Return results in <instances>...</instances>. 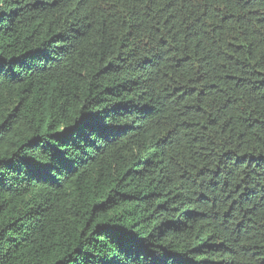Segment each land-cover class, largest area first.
<instances>
[{"label":"trees","instance_id":"16d2710c","mask_svg":"<svg viewBox=\"0 0 264 264\" xmlns=\"http://www.w3.org/2000/svg\"><path fill=\"white\" fill-rule=\"evenodd\" d=\"M0 264H264V0H0Z\"/></svg>","mask_w":264,"mask_h":264}]
</instances>
